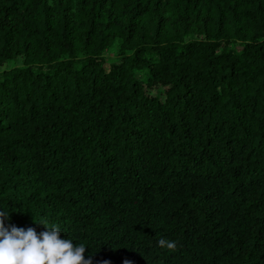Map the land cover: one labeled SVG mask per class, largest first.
Wrapping results in <instances>:
<instances>
[{"label":"trees","instance_id":"obj_1","mask_svg":"<svg viewBox=\"0 0 264 264\" xmlns=\"http://www.w3.org/2000/svg\"><path fill=\"white\" fill-rule=\"evenodd\" d=\"M5 210L92 264H264V0H0Z\"/></svg>","mask_w":264,"mask_h":264},{"label":"clouds","instance_id":"obj_2","mask_svg":"<svg viewBox=\"0 0 264 264\" xmlns=\"http://www.w3.org/2000/svg\"><path fill=\"white\" fill-rule=\"evenodd\" d=\"M9 219L8 211L0 212V264H92V258L84 255L86 245L62 238L58 224L49 226L47 219H41L37 223L46 230L38 234L33 227L6 226ZM157 243L170 252L178 247V241L163 237Z\"/></svg>","mask_w":264,"mask_h":264},{"label":"rangeland","instance_id":"obj_3","mask_svg":"<svg viewBox=\"0 0 264 264\" xmlns=\"http://www.w3.org/2000/svg\"><path fill=\"white\" fill-rule=\"evenodd\" d=\"M114 55H115L114 53H111V54L107 53L108 58L110 57L111 59H112V56H114Z\"/></svg>","mask_w":264,"mask_h":264}]
</instances>
